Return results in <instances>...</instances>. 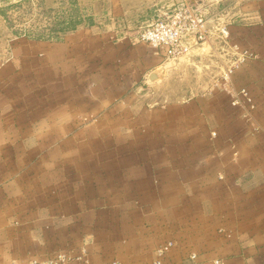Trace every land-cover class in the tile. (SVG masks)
<instances>
[{"label":"crops","instance_id":"crops-1","mask_svg":"<svg viewBox=\"0 0 264 264\" xmlns=\"http://www.w3.org/2000/svg\"><path fill=\"white\" fill-rule=\"evenodd\" d=\"M84 32L83 50L97 42L104 66L132 75L74 76L78 95L0 89V114L30 98L38 108L50 102L40 120L3 127L27 136L0 138V194L44 185L34 207L3 200V209L44 211L36 248L25 241L19 254L61 253L75 264H155L157 249L171 242L168 264H264V140L252 139L249 116L227 95L225 105L202 94L139 106L131 89L149 84L155 72L147 47L123 54L115 47L106 59L107 40ZM236 115L247 119L237 122ZM12 242L4 243L0 264H16ZM82 255L84 263L76 260Z\"/></svg>","mask_w":264,"mask_h":264},{"label":"rangeland","instance_id":"rangeland-1","mask_svg":"<svg viewBox=\"0 0 264 264\" xmlns=\"http://www.w3.org/2000/svg\"><path fill=\"white\" fill-rule=\"evenodd\" d=\"M182 1L185 0H0V89L5 86L21 91L58 90L60 95L67 89H74L75 95H78L81 93H77L79 82L74 76L86 78L101 72L114 75L117 71L121 76L132 75L133 71L129 68L116 70L115 66H104V60L99 59L97 42L83 50L84 41L89 38L84 31L94 30L90 33L91 38L107 40L106 59L114 57L115 47H120L122 54L131 51L134 45L144 44L147 47V57L151 59L149 65L155 72L149 84L139 82L131 89L135 91L139 106L155 107L165 101L177 103L202 94H209L207 101L215 98L214 101L224 105L228 98L226 95L230 96L232 105V88L237 91L245 88L252 99L251 105H246V109L234 107L249 118L240 116V113L236 115V120H249L252 139L264 140V0L200 2L206 5L205 30L209 33L208 39L200 42L187 55L168 59L142 42L140 36L161 12ZM222 27H227L228 38L221 36ZM73 47L75 57L67 60L66 54L72 53L70 49ZM242 54H247L244 62L240 60ZM230 67L234 69L233 80L227 84L222 75ZM103 68L107 71L104 72ZM26 101V106L12 107L10 114H0V138L27 136L24 131L9 130L14 129L11 126L5 131L3 127L16 122L28 124L40 120V108L50 103L49 98L43 99L38 108L35 98ZM56 101L53 99V102ZM43 188L41 182H36L27 188L26 194H0V257L3 259L1 253L8 248L4 243L13 241V248L18 252L13 260L16 264H75L73 259L61 253H47L43 258L32 254L28 256L30 259L19 254L24 247L22 244L27 243L31 250L36 248L34 237L41 230L40 220L44 211L35 208L3 209V200L16 202V206L21 201L28 202L34 207L37 202L43 201ZM252 197L257 199L259 195L253 194ZM261 199L264 200V193ZM165 245L157 249L155 264H168L173 243L168 252L161 255L160 250ZM77 259L85 262L84 255Z\"/></svg>","mask_w":264,"mask_h":264},{"label":"built area","instance_id":"built-area-1","mask_svg":"<svg viewBox=\"0 0 264 264\" xmlns=\"http://www.w3.org/2000/svg\"><path fill=\"white\" fill-rule=\"evenodd\" d=\"M223 0H185L178 5H174L172 9L161 12L157 19L148 25L140 39L148 44L154 50L160 51L168 59H177L187 55L200 42L208 39L209 33H206L205 28L207 21L206 5L201 4L206 2L221 3ZM220 34L224 38H228L230 33L227 27L220 29ZM234 48L237 49L235 46ZM247 58V54H242V62ZM239 60V61H240ZM234 69L228 68L222 75L225 83H232V73ZM231 86V84H230ZM233 106H238L246 109V105H251L252 99L247 89L234 90ZM172 243L166 244L161 250L163 255L168 252Z\"/></svg>","mask_w":264,"mask_h":264},{"label":"water","instance_id":"water-1","mask_svg":"<svg viewBox=\"0 0 264 264\" xmlns=\"http://www.w3.org/2000/svg\"><path fill=\"white\" fill-rule=\"evenodd\" d=\"M152 79H153V77H152Z\"/></svg>","mask_w":264,"mask_h":264}]
</instances>
